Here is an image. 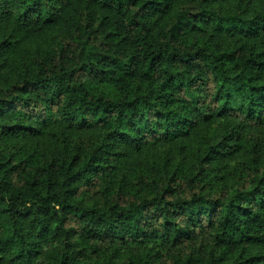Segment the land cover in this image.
I'll return each instance as SVG.
<instances>
[{"label":"trees","instance_id":"obj_1","mask_svg":"<svg viewBox=\"0 0 264 264\" xmlns=\"http://www.w3.org/2000/svg\"><path fill=\"white\" fill-rule=\"evenodd\" d=\"M88 1L118 14L125 36L103 18L92 30L69 20L26 52L0 41V143L58 128L66 149L51 160L0 149V264H264V3ZM68 3L0 0V35L8 17L46 26ZM175 144L165 174L172 154L125 167ZM116 177L128 197H84Z\"/></svg>","mask_w":264,"mask_h":264},{"label":"rangeland","instance_id":"obj_2","mask_svg":"<svg viewBox=\"0 0 264 264\" xmlns=\"http://www.w3.org/2000/svg\"><path fill=\"white\" fill-rule=\"evenodd\" d=\"M264 0H250L247 5L254 7H259L263 5ZM233 5H239L238 0H232ZM165 11L156 12L153 15L152 20L158 24L163 25L166 18H164ZM92 19L93 23H91ZM105 19L107 21L108 26H119L120 27V34L125 36L126 31L123 29L121 21L119 20V15L116 14L114 11L109 9H103L100 6H95L93 3L89 2L88 0H69L68 6L65 9V12L61 16H58L57 19L50 25L42 26V25H23L19 24L13 18L8 17L3 24V28L0 35V41L2 38H11L16 41L17 49L16 51L23 50L29 51L31 48L44 45V42L50 41L53 39L52 35L60 36L62 34H66L69 29V24L71 20H77V22L82 26L83 29L88 30L86 28L87 25H90V30L94 29L95 27L99 26L101 19ZM164 18V19H163ZM95 19V21H94ZM70 20V21H69ZM213 40V44H217L220 48H227V47H237L239 42L236 38H227L225 36H216L211 37ZM126 46L128 50L131 47L127 44L126 41L119 42ZM244 48V47H243ZM14 51H12L13 53ZM11 61V60H10ZM5 72L2 75V78L9 80V77L6 76ZM55 131V132H54ZM60 129L54 128L51 130L47 128L42 134L32 136V137H21V136H12L7 144L5 142L0 143V149H6L7 153H10L11 149L15 151H19L22 154L29 155L34 154L38 157V159H47L51 160L56 156L62 155V153L66 152V149L62 146L64 145L65 141L62 140L65 138L64 135H58ZM213 130L210 129V133ZM61 138V139H59ZM68 144L70 145L69 150L72 153L75 151V146L70 140H67ZM181 144L169 145V146H151L145 148L141 153L132 152V156L126 162L127 168L133 169L136 165L137 167L141 166L142 163L147 164V160L150 161L147 165V170H151V168H158L161 165V162L164 160L165 154H172L171 162H168L166 166L160 167V169L156 170L155 172L159 173L160 175L165 174V172H169L173 165H175L177 153L181 150ZM153 154L152 158H149L150 154ZM241 160V157L238 159H233L230 163V169L233 166H238V162ZM118 159L114 160V163L117 164ZM119 165V169H120ZM118 174V173H117ZM137 172L131 174L129 176L130 179L135 176ZM133 175V176H132ZM122 177H116V182L111 183L109 190L106 192L104 196H97L96 194H85L84 197L91 202L102 201L105 196L108 199L112 200L116 197L120 196L122 193L123 197L127 195L131 189L128 187L130 186L126 182L120 183ZM100 189L104 188V185L99 186ZM147 189H143L145 191ZM104 251L108 250L107 248H103Z\"/></svg>","mask_w":264,"mask_h":264}]
</instances>
